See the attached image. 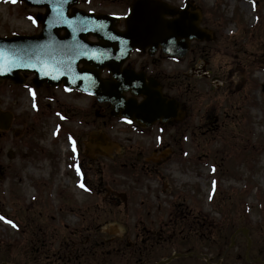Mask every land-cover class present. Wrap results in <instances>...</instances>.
<instances>
[{"label": "rangeland", "instance_id": "obj_1", "mask_svg": "<svg viewBox=\"0 0 264 264\" xmlns=\"http://www.w3.org/2000/svg\"><path fill=\"white\" fill-rule=\"evenodd\" d=\"M89 1L79 6L128 12V0ZM164 1L192 2L216 34L193 41L183 58L136 52L130 61L164 72V93L179 101L181 120L143 129L94 97L40 89L56 101H38L0 81V111L12 114L0 128V263L24 255L28 264H56L48 255L69 231H82L92 241L159 238L141 264L169 257L161 264H200L172 257L185 253L175 238L195 229L205 246L193 247L211 264L264 260V0ZM36 12L0 5V33L38 31ZM11 217L42 226L48 245L35 260L22 252L27 235ZM241 227L247 235L236 232ZM130 255L134 262L140 253Z\"/></svg>", "mask_w": 264, "mask_h": 264}, {"label": "water", "instance_id": "obj_2", "mask_svg": "<svg viewBox=\"0 0 264 264\" xmlns=\"http://www.w3.org/2000/svg\"><path fill=\"white\" fill-rule=\"evenodd\" d=\"M22 1L46 8L37 15L43 29L34 35L0 36L1 78L19 83L23 81L21 72L29 71L36 74L38 87L64 81L66 86L94 94L99 101L111 102L113 116H125L142 126L183 118L179 103L163 97L157 81H147L144 73L122 69V65L134 48L149 47L154 53L162 47L167 54L183 57L191 40H211V31L200 27L201 12L190 11L191 3L178 9L161 0H133L122 31L115 16L86 13L75 7L70 13L78 0ZM90 35L99 41H90ZM105 68L110 71L109 78L102 77ZM128 91L133 96L127 98ZM141 94L146 97L138 102L136 95ZM10 118L2 114L0 124L8 128ZM242 231L247 234L248 229Z\"/></svg>", "mask_w": 264, "mask_h": 264}, {"label": "trees", "instance_id": "obj_3", "mask_svg": "<svg viewBox=\"0 0 264 264\" xmlns=\"http://www.w3.org/2000/svg\"><path fill=\"white\" fill-rule=\"evenodd\" d=\"M20 220L18 219L17 223L21 233H27V240L21 245L22 252L24 251L25 255H31L32 260H35L34 255L36 253L41 254L40 250L46 247L45 239L42 238V234L37 226L30 224L23 226ZM199 231V229H195L193 232L196 234L189 235L188 237H176L175 241L180 243V246L186 244L184 248L178 251L197 254L199 251H196L195 249L197 248L193 246H205L202 245L204 235L201 240L198 238L200 235ZM148 236L149 237L139 234L133 243L112 239L98 240L96 238L92 241L89 239L88 235L84 236L82 231H69V236L66 238L67 242L61 244L60 248H57L56 251H53L48 256H52V260L56 264H120L121 259L124 261H121L123 264H141L144 261L151 260L153 255L150 250L154 248L159 239L151 234H148ZM219 248L220 252H222L223 248L220 247V245ZM133 251H138L140 253L138 257L134 258V262L132 256L130 255L129 257V254ZM23 256L24 255H18L17 258L8 256L3 260L13 261L14 264H28V259L26 257L23 258ZM156 258H158V256L155 255L153 259ZM185 259H196L198 261L197 263L208 264L206 261L194 256Z\"/></svg>", "mask_w": 264, "mask_h": 264}, {"label": "flooded vegetation", "instance_id": "obj_4", "mask_svg": "<svg viewBox=\"0 0 264 264\" xmlns=\"http://www.w3.org/2000/svg\"><path fill=\"white\" fill-rule=\"evenodd\" d=\"M5 34H8V33H5ZM95 38H93L92 37V40H94ZM138 53H141V52H139V51H137ZM142 55H147L148 57H150V58H153L152 56H150V52H148V51H146V52H144V53H141ZM132 60V58H130L127 62H126V64L124 65V67L125 66H127V67H129V68H133V69H135V70H137V71H144L145 73H146V75H147V77L148 78H150V77H153L154 79H156V80H158L159 82H160V84L163 86V93H164V88L166 87V84L162 81V77L164 78V75H162L161 73H164L163 71H158V72H152V71H150V69H149V66H144V65H140V66H137L136 65V63L134 64V63H130V61ZM104 76L105 77H108L109 76V72L108 71H105L104 72ZM23 77L25 78V84L23 85V87H25L26 89H28V92L30 93V94H33V95H37L38 97H39V99H42V97H46V98H53V99H55V101H56V97L54 96V95H50V94H47L46 96H42V94H41V91H47V90H49V89H54V91H56V89H61V90H63V91H65L66 93H74V94H76V93H80V94H83V93H81V92H79V91H77V90H69V89H67L64 85H63V83H61L59 86H57V87H43V88H36L35 87V85H34V83H33V80H34V74H31V73H23ZM7 82H9L10 83V85H12V86H15V85H13L12 84V82L11 81H7ZM15 87H17V86H15ZM19 87H21V86H19ZM40 89H43V90H41V91H39ZM83 95H87V94H83ZM164 95H165V93H164ZM88 97H91L90 95H87ZM127 96H129V94H127ZM166 96V95H165ZM140 99H141V97H140ZM105 104V103H104ZM108 104V103H107Z\"/></svg>", "mask_w": 264, "mask_h": 264}]
</instances>
